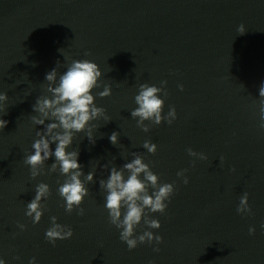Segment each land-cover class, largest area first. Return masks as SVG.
<instances>
[{
	"label": "water",
	"instance_id": "95a60500",
	"mask_svg": "<svg viewBox=\"0 0 264 264\" xmlns=\"http://www.w3.org/2000/svg\"><path fill=\"white\" fill-rule=\"evenodd\" d=\"M243 24L245 33L238 32ZM91 55H85V53ZM96 63L100 87L92 94L103 116L73 132L67 151L78 152L81 180L89 195L68 213L58 188L66 179L54 156L34 169L26 156L46 132L49 115L34 110L53 98L72 60ZM53 69L56 78L46 79ZM167 81L163 115L175 107L171 125L137 127L131 112L139 85ZM264 84V0H0V259L5 264H264V129L259 127V89ZM112 94L100 97L104 86ZM178 85H183V91ZM42 119L38 124L33 119ZM91 131L92 140L86 134ZM56 131V130H54ZM118 133L117 143L110 141ZM50 139V137H48ZM94 141V143H93ZM157 145L155 154L143 147ZM52 150L56 145L50 144ZM191 148L204 153L188 155ZM136 155L175 193L161 214V227L141 224L135 236L152 231L163 238L129 250L109 222L106 191L111 168L123 169ZM223 157V160H221ZM187 169L189 183L177 173ZM233 169H235L233 171ZM94 173L92 182L85 177ZM128 173L125 171V178ZM143 179V174H141ZM46 183L39 223L25 213L36 186ZM152 189H149L151 194ZM248 193L251 214L237 213ZM123 212V210H122ZM70 227V239L45 238L51 218ZM26 225L21 230L18 225ZM255 233L250 235L249 228ZM159 248V251H154Z\"/></svg>",
	"mask_w": 264,
	"mask_h": 264
},
{
	"label": "clouds",
	"instance_id": "9594fccd",
	"mask_svg": "<svg viewBox=\"0 0 264 264\" xmlns=\"http://www.w3.org/2000/svg\"><path fill=\"white\" fill-rule=\"evenodd\" d=\"M238 32L240 34L245 33L243 24L239 26ZM85 55H91V53H85ZM100 75L99 66L90 60L71 61L67 71L59 78V86L49 89L53 93V98L37 100V104L34 106V110L43 113L45 117L49 115L47 110H52L51 117L55 118L56 122L49 123L43 135L37 133L40 138L35 140L32 145L34 154L26 156L24 161L32 169L30 172L31 177L35 178L37 172L34 169L42 165L51 156H54L58 163L52 164L51 171H55L59 167L60 174L66 177L63 184L58 188L59 195L66 202L65 210L71 213L74 209H79L78 215L81 216L84 215V209L80 205L83 203L84 198L89 195V190L81 180L83 173L80 171L81 165L78 162V152L67 151L66 149L72 144L73 132L85 131L86 126L89 129L96 127V125L89 126V121L101 116L105 121L110 120L105 113V109L97 107L94 103L95 97L92 90L100 87L97 82ZM55 78V69L46 75V79L49 81H53ZM166 84L167 81H161L160 87L147 83L139 85V92L135 96V103L138 107L132 110L131 116L137 120V127L144 132L150 130L145 121H151L154 125H160L163 121H167L171 125L177 118L175 107H170L167 115L162 114L165 100L160 97V94L163 93L165 97L168 95ZM178 87L183 91V85H178ZM111 94L112 90L108 85H105L104 90L98 93L102 98ZM259 96L262 98L259 102V127L264 129V84L259 89ZM7 99L6 94H0V100ZM0 112L7 114L2 107H0ZM33 119L38 124H44L42 119H36L35 117ZM7 124L8 121L0 118V129L5 128ZM86 134L92 140L91 131L88 130ZM117 137L118 133L113 132L110 141L116 144L118 142ZM50 144L56 145L54 151ZM143 147L151 154H155L157 151V145L150 141H145ZM187 152L192 157L199 155L201 160L207 159L204 153L195 152L191 148H188ZM221 160H223V157H221ZM125 171L128 173L127 178H125ZM186 171L187 169H184L177 173L178 177H183L185 185L189 183L188 177L185 176ZM141 174H143V179H141ZM93 175L94 173L89 172L85 179L92 182ZM99 184L101 189L107 193L105 208L109 214V222L117 229H121L120 240L127 244L129 250L135 249L138 244H151L154 240L157 244L163 242V238L154 235L152 231L145 230L139 236H135V232L142 221L149 229H159L161 227L159 220L151 218L149 213L159 212L163 214L166 211L168 207L166 201L170 202L176 190L173 183L160 184L158 175L153 173L149 164L144 162L141 155H136L131 162L123 166V169L111 168L107 180L101 179ZM149 189H152L151 194ZM50 194L48 184L41 182L36 186L35 196L27 204L25 213L32 218L33 224L40 222L44 213L42 200L47 199ZM236 210L237 213L242 215L252 213L247 192L240 198ZM51 220L52 226L45 234L48 242L55 245L57 240H66L72 237L73 230L70 227L57 223L55 216ZM18 227L23 231L26 225L19 224ZM261 227L264 228V224ZM255 231L254 227L249 228L250 235L254 234ZM154 251L158 252L159 248H155ZM0 264H5V261L0 259ZM29 264H36L35 257L32 258Z\"/></svg>",
	"mask_w": 264,
	"mask_h": 264
}]
</instances>
